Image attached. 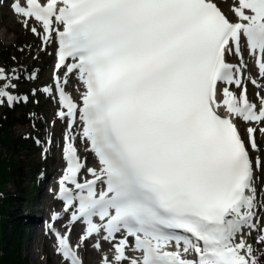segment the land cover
<instances>
[{
    "label": "snow or ice",
    "instance_id": "snow-or-ice-1",
    "mask_svg": "<svg viewBox=\"0 0 264 264\" xmlns=\"http://www.w3.org/2000/svg\"><path fill=\"white\" fill-rule=\"evenodd\" d=\"M7 6L54 56L30 94L38 70L0 66V105L42 94L57 104L49 128L65 125L45 233L60 264L89 249L99 264H264V0ZM24 138L42 158L53 143Z\"/></svg>",
    "mask_w": 264,
    "mask_h": 264
},
{
    "label": "rangeland",
    "instance_id": "rangeland-1",
    "mask_svg": "<svg viewBox=\"0 0 264 264\" xmlns=\"http://www.w3.org/2000/svg\"><path fill=\"white\" fill-rule=\"evenodd\" d=\"M5 13L4 10L0 11V66H14L19 63L26 66L29 71L35 67L38 69V61L41 58H46L44 55H40L35 38L21 28L18 19L15 23V28L8 29L7 27L15 21L11 17H6ZM20 48H23L24 51H18ZM33 56L38 58L33 59ZM13 57L16 58L15 61L12 59ZM36 68L34 70H37ZM30 103V106L21 105L16 109L9 108L6 104L0 107V125L5 124V133L0 134V139L4 136L10 139L8 144L10 146H0V166L3 165V161L11 163L10 159H12L14 168L21 174L19 178L12 180V182L5 181L1 188L0 205H8L7 212H9L10 217H2L0 221H6L2 228L7 227L9 231H11L16 220L18 221L19 218L28 213L25 209L27 205L39 202L38 191H36L33 198L27 196V194L22 198L21 195L29 187H35V182L33 183L27 179L29 172L26 169V163L29 162L33 168L41 163L34 147L32 146L31 151H29L27 144L23 145L21 142L25 136L32 133V125H36L37 121L42 127H46L48 123V121L42 119L43 110L35 109L32 106V102ZM11 198L12 200H10ZM28 199H33V201L28 204ZM5 238H8V234ZM3 241L2 246L5 247L6 239H3ZM4 251L0 250L2 259H5L4 257L7 254ZM15 252L16 254L14 256L11 255V258H13V261H19V264H45L44 255L39 253L35 243L28 241L26 234L20 238L18 252L16 250Z\"/></svg>",
    "mask_w": 264,
    "mask_h": 264
},
{
    "label": "trees",
    "instance_id": "trees-1",
    "mask_svg": "<svg viewBox=\"0 0 264 264\" xmlns=\"http://www.w3.org/2000/svg\"><path fill=\"white\" fill-rule=\"evenodd\" d=\"M5 176V174L3 172H0V182L2 181V178ZM14 245V244H13ZM8 247V243L6 245ZM7 254L4 257L5 259H0V264H19V261H13V258H11L12 252L13 250L11 248H8L7 250ZM11 253V255L9 254Z\"/></svg>",
    "mask_w": 264,
    "mask_h": 264
},
{
    "label": "bare ground",
    "instance_id": "bare-ground-1",
    "mask_svg": "<svg viewBox=\"0 0 264 264\" xmlns=\"http://www.w3.org/2000/svg\"><path fill=\"white\" fill-rule=\"evenodd\" d=\"M221 5L222 6H224V7H226V6H228L229 5V3H227V2H224V1H221ZM13 20L14 21H16L17 20V17H13ZM15 23L16 22H14L13 24H10L7 28L8 29H11V28H15ZM59 130V127L58 126H55V131L57 132ZM47 262H46V264H51L50 262V259L47 257V260H46Z\"/></svg>",
    "mask_w": 264,
    "mask_h": 264
}]
</instances>
